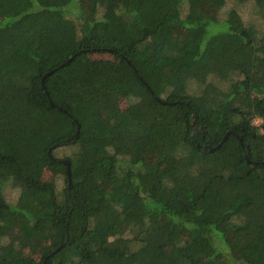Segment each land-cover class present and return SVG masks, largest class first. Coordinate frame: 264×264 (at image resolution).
Returning <instances> with one entry per match:
<instances>
[{
  "label": "trees",
  "instance_id": "trees-1",
  "mask_svg": "<svg viewBox=\"0 0 264 264\" xmlns=\"http://www.w3.org/2000/svg\"><path fill=\"white\" fill-rule=\"evenodd\" d=\"M215 2L0 0V264H264V29Z\"/></svg>",
  "mask_w": 264,
  "mask_h": 264
},
{
  "label": "rangeland",
  "instance_id": "rangeland-1",
  "mask_svg": "<svg viewBox=\"0 0 264 264\" xmlns=\"http://www.w3.org/2000/svg\"><path fill=\"white\" fill-rule=\"evenodd\" d=\"M226 3L224 7L221 9V12H219L220 18H225L229 11L232 9V7H236L240 14L242 15L244 21L248 25L256 26L260 29H264V19L259 16V13L256 11L255 4L253 2H247V3H239L238 0H225ZM207 8L211 12L217 13V10L220 7V3H213V0H206ZM213 13V14H215ZM184 30L176 29L175 31V37L176 38H183L184 36ZM185 37V36H184ZM100 56V55H97ZM109 105L111 106H118L121 109H124L127 106V102L124 99H116L111 102H109ZM105 121H107L105 119ZM255 124L260 125L262 123V120L257 118L254 120ZM72 152L71 148H60L56 151V154L58 157H60L62 160L68 159V155H70ZM45 179L48 181L55 182L57 185L58 191L61 193L63 189L66 187V171L64 166H59L57 168L48 167L45 171ZM7 195L8 199L10 201H13L18 193L19 190L17 187L9 186V189H7ZM20 233L17 229H10L8 231V242L15 243L16 245L21 244V237H19ZM48 241L45 240H32L29 244L30 246H23L22 252L25 255H31L36 258H40V248L43 244L47 243Z\"/></svg>",
  "mask_w": 264,
  "mask_h": 264
},
{
  "label": "water",
  "instance_id": "water-1",
  "mask_svg": "<svg viewBox=\"0 0 264 264\" xmlns=\"http://www.w3.org/2000/svg\"><path fill=\"white\" fill-rule=\"evenodd\" d=\"M74 58H75V56H72L71 58H69L68 60H66V61L61 65V67L66 66L67 64H69ZM57 69H58V68H55V69H53V70H51V71H49V72H47V73L45 74V76H44L43 79H42V84H43V86H44V84H45V78H46L48 75H51L52 73H54ZM51 103H52L53 106H55V107L59 108L60 110H63L64 112H66L65 109H63V107L59 106L58 104H56V103L53 102L52 100H51ZM79 129H80V124L78 123V131H77V135H78V133H79ZM228 135H229V133L226 134V136H225V138H224L223 141H225V140L228 138ZM222 144H223V143L219 144V146H217V147H211V146H208V145H206V146H204V147H205L206 149L210 150V151H214V150H216L218 147H220ZM51 151H52V149L49 150V153H51ZM63 163L67 166V177H68V180H69V186L71 187V186H72L71 162H70L69 159H65V160H63ZM62 247H64V244H62L61 246H59V247L53 252L52 255H54V254H56L57 252H59V251L62 249Z\"/></svg>",
  "mask_w": 264,
  "mask_h": 264
}]
</instances>
